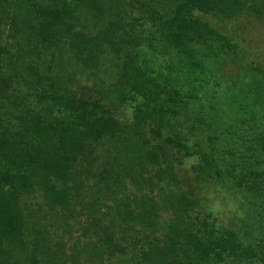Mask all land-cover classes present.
Here are the masks:
<instances>
[{"label":"trees","instance_id":"obj_1","mask_svg":"<svg viewBox=\"0 0 264 264\" xmlns=\"http://www.w3.org/2000/svg\"><path fill=\"white\" fill-rule=\"evenodd\" d=\"M250 18L264 0H0V264H51L49 240L44 260L11 250L41 220L30 195L64 226L108 141L140 194L82 231L104 248L75 244L77 260L264 264V62L232 38Z\"/></svg>","mask_w":264,"mask_h":264},{"label":"rangeland","instance_id":"obj_2","mask_svg":"<svg viewBox=\"0 0 264 264\" xmlns=\"http://www.w3.org/2000/svg\"><path fill=\"white\" fill-rule=\"evenodd\" d=\"M239 21L240 23H237L238 21L236 22L239 26L237 29L234 28V24L233 26L230 24L227 26L230 29L231 27L235 29V32L232 33V38L236 42H238V44L246 51L247 60H253L254 57H257L258 60L263 63L264 21L259 22L252 18L242 19ZM228 33L231 34V30L228 31ZM107 66V68H110V65ZM110 71L106 72L108 73V80L115 76V72L113 70L111 72ZM130 114V110L129 108H127L123 112L122 118L120 119L129 120ZM109 142L110 141L104 142V146L100 149V153L102 156H99V158L97 157L98 160L96 162H94L93 164L90 163L89 165L83 164L78 168L79 173H77L76 182H84L85 180V184L87 185V187H89V189L87 190H89L90 194L86 197V201L88 200L87 203L89 207L87 205L82 206L81 204L76 203V200L72 201L70 212H72V214L74 215L71 218V214H67V212L65 213L66 219L69 220L68 222L71 224L70 227L68 226V222L66 219V222L64 221L63 223L64 226H62V223L60 225L55 223L52 219L53 213L51 211L47 213V218L54 225L48 224L47 222L43 221L42 218H46L45 216H41L42 213L45 210L50 209L48 208V206L46 207V205H44L45 202L40 196L38 190H35L34 193H31V198L28 200L29 202L26 204V207H29V209L31 208V210L36 211L35 214L39 215L41 217V220L36 219L35 217L29 218L30 224H33L36 221L38 222V225L35 226L33 230V226L26 227L23 234L22 244H19L15 248L11 249L14 255L18 252L23 257V260L27 261L30 254H36L37 258H41L42 260H44L45 258L43 254L45 249L43 248V245L49 240L48 242L51 247L47 248L46 251H50L52 254L55 253L51 258V264H120V262L117 261L119 259L118 257H115L114 260L113 258H105L103 260V263H99L94 258L96 256H91V259L93 260L92 263L85 261V259L82 258L83 256H80V259L77 260V258H75V253L73 252L75 244L80 245V243L83 241H89L93 244L92 246L97 247V249L103 250L104 245L102 244V241H100V237L102 238L103 235L99 231L98 234L100 237L98 235H92L91 232H93V229H90V233L85 232L88 239L81 236L82 231H85L86 228L92 226L94 222H107L109 214L116 210V203L121 204L122 202L126 201L134 204L136 200L133 199L134 197L131 196V194L135 193L138 196L140 194L136 190L138 189L137 187L133 186L132 183H126L123 177L119 176L121 174V171H118L117 167H113V163H108V158H110V156L104 155L106 153H109L107 149L110 146V143H112ZM182 173L179 172L178 174L181 175ZM119 185H121V187L124 186L125 188H121ZM87 187H83L84 190ZM151 188H153L152 193L149 190H146L145 193H147L148 195L149 193H151V195H153V193H155L154 189H157L156 184H154V187ZM168 189L169 185L163 184L161 190L165 192ZM112 191L115 194L113 198H111ZM124 194H129L131 197ZM159 197H163L162 194H160ZM152 200H154L153 196L150 197L149 201ZM38 205H41V207L37 208ZM218 205L219 206L217 207V211L215 212V214L222 223H225V220L228 219V217H231L233 216V214L238 212L234 209V207H232V209H228L224 204V201H222ZM60 210L62 212V207L60 208ZM76 218H78L76 220V223H73L74 220L72 219ZM59 241H61L63 244L62 248L55 246ZM56 253L59 255L58 258H56ZM127 255L129 256L130 253H128ZM21 256L18 257L20 258ZM128 256L127 258L129 261L126 260L124 261V263L134 264L135 262L130 261V258ZM48 264L50 263L48 262Z\"/></svg>","mask_w":264,"mask_h":264}]
</instances>
